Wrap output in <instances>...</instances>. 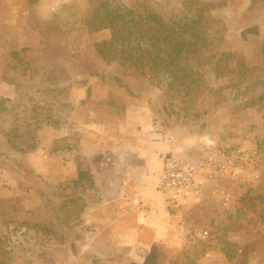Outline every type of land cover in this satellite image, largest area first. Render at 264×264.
Returning a JSON list of instances; mask_svg holds the SVG:
<instances>
[{"label":"rangeland","instance_id":"1","mask_svg":"<svg viewBox=\"0 0 264 264\" xmlns=\"http://www.w3.org/2000/svg\"><path fill=\"white\" fill-rule=\"evenodd\" d=\"M113 2L190 23L182 37L197 41L188 63L200 73L192 95L100 56L112 30H90L99 0H0V264L143 257L112 232L134 222L106 167L142 129L128 99L180 137L206 180L203 199L182 209L154 186L183 234L151 264H264V0ZM81 168L94 176L79 183Z\"/></svg>","mask_w":264,"mask_h":264},{"label":"crops","instance_id":"2","mask_svg":"<svg viewBox=\"0 0 264 264\" xmlns=\"http://www.w3.org/2000/svg\"><path fill=\"white\" fill-rule=\"evenodd\" d=\"M127 102L130 106L127 111L128 118L137 120L142 129H136L134 132L132 130L133 135L126 139L125 148L119 146L115 160L108 162L106 167L111 176L119 179V193L114 198L115 202L123 200L129 204L133 202L130 205L134 213V222L123 228L112 229V232L124 236L123 242L117 244H127L128 241L132 244V249L144 251L143 257L136 260L137 264H151L153 260L148 256L150 257L160 246H164L162 244L167 243L169 248H174L170 244L179 245L182 241L183 233L180 225L175 222L178 217L172 216L163 197L154 186H157L158 175L164 165V156L168 152H173L185 157L184 150L187 145H184L180 137H176L168 127L163 130L160 123L154 122L153 110L145 109V105L140 103L143 101L128 99ZM102 153L99 159L101 165L105 161V157H101ZM113 154L112 151V156ZM89 173L91 177L94 176L93 171L90 170ZM171 217L174 222L172 225L169 224ZM155 254L158 258L159 254Z\"/></svg>","mask_w":264,"mask_h":264},{"label":"trees","instance_id":"3","mask_svg":"<svg viewBox=\"0 0 264 264\" xmlns=\"http://www.w3.org/2000/svg\"><path fill=\"white\" fill-rule=\"evenodd\" d=\"M99 1L89 21L90 30H112L109 40L96 45L100 56L108 62L117 61L134 68L160 88L165 86L172 91L181 88L179 93L183 97L192 95L200 73L188 63L196 52L197 41L182 37L191 32L190 23L178 24L173 19L167 22L157 13H140L113 0ZM78 179L81 183L91 179V174L80 169Z\"/></svg>","mask_w":264,"mask_h":264},{"label":"built area","instance_id":"4","mask_svg":"<svg viewBox=\"0 0 264 264\" xmlns=\"http://www.w3.org/2000/svg\"><path fill=\"white\" fill-rule=\"evenodd\" d=\"M207 161V165L214 171L222 170V165L214 163L215 155H209ZM202 169V165L191 158L173 152L164 156V165L158 175V187L172 209H182L203 199L206 180Z\"/></svg>","mask_w":264,"mask_h":264}]
</instances>
